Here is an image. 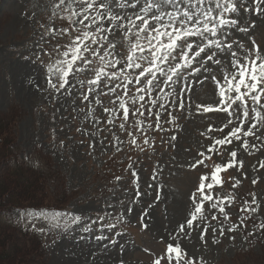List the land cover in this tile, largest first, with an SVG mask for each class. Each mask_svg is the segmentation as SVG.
Instances as JSON below:
<instances>
[{
	"label": "rangeland",
	"instance_id": "rangeland-1",
	"mask_svg": "<svg viewBox=\"0 0 264 264\" xmlns=\"http://www.w3.org/2000/svg\"><path fill=\"white\" fill-rule=\"evenodd\" d=\"M57 2L0 0V206L9 198L20 206L66 207L61 211L83 214L90 218L89 223L98 215L110 214L107 222L115 223L116 228H100L97 223L85 232L86 225L80 224L42 234L21 220L19 211L0 208V241L9 248L10 264H152L185 223L200 176H210L216 164L229 161H233L232 167L219 173L222 183L214 186L213 201L205 202L203 223L216 229L223 225L225 230L236 224L237 230L225 231L224 236L209 231L201 240L199 230L189 229L179 242L195 264H264V229L254 227L264 223V130L246 138L255 148L245 150L241 140L217 145L209 153L214 140L226 135L219 129L230 117L197 109V105L215 107L219 100L213 82H205L199 73L188 74L181 83L186 86L179 94L183 108L175 103V96L167 95L173 89L161 85L155 111L161 112L163 131L156 128V117L147 113L130 117L126 130L120 127V113H114V122L109 123L112 117L104 109L111 108L115 98L104 95L99 103L95 96L82 100L76 81L83 74L71 80L67 91L48 89L44 65L50 57L45 53L57 43L67 42L66 37L41 39L50 25L60 27L56 19H50ZM243 6L250 10L230 15L242 16L241 26L248 31L233 32L232 39L248 48L254 42L264 49V12L256 13L255 0H244ZM120 42L116 38L115 43ZM137 119L143 121V131L134 129ZM129 132L137 145H132ZM232 151L237 153L235 158ZM197 159H205V164L191 168ZM253 180L257 182L253 184ZM31 194L34 199L29 198ZM253 194L260 207L241 226L240 220L247 215L244 201L251 203ZM217 196L235 198L222 205L228 220L219 207H212ZM7 219L25 231L7 229ZM41 227H47L46 222L37 221V228ZM33 233L40 236L41 243ZM98 236L104 239L98 240Z\"/></svg>",
	"mask_w": 264,
	"mask_h": 264
},
{
	"label": "snow or ice",
	"instance_id": "snow-or-ice-1",
	"mask_svg": "<svg viewBox=\"0 0 264 264\" xmlns=\"http://www.w3.org/2000/svg\"><path fill=\"white\" fill-rule=\"evenodd\" d=\"M243 5L244 0H58L53 5L50 19L58 18L62 25H50L41 39L66 37L67 42L57 43L51 52L45 53L50 57L44 65L47 88L56 93L67 91L72 87L71 80L83 74L84 78L76 81L82 100L90 101L95 96L99 103V98L104 95L115 98L113 106L104 109L112 117L109 123L114 122V113H120V127L126 130L130 117H144L147 113L156 117V128L163 131L161 112L155 111L159 100L157 93L163 91L161 85L173 89L167 95L175 96V103L183 108L184 101L179 94L186 86L181 87V83L188 74L199 73L205 82L209 79L213 82L219 100L215 107L197 105V109L205 113L222 112L230 117L219 129L222 133L226 131V135L215 139L207 151L212 153L217 145H230L241 140L245 150L255 148L246 138L264 130V49L254 42L248 48L240 40L232 39L233 32L248 31L247 27L241 26L242 16L233 18L230 15L250 10ZM255 11L257 14L264 12V0H255ZM116 38L120 39L119 44L115 43ZM41 51L45 50L41 48ZM149 104L154 107H148ZM159 107L171 115L163 104ZM142 124L143 121L137 119L134 129L143 131ZM128 135L132 136V145H137L136 137L131 132ZM147 142L145 138L144 143ZM200 156L204 157L205 153L201 152ZM231 156L235 158L236 151H232ZM204 164L205 159H197L190 167L194 169ZM232 164L233 161L216 164L210 176H200L190 197L191 209L185 223L176 230L175 239L168 243L164 254L156 257L152 264H195L179 242L188 235L189 229L199 230L201 240L206 239L209 231L224 236L225 231L237 230L236 224L225 230L223 225L216 229L203 223L205 202L213 201L214 186L222 183L219 173ZM132 175L136 176V173ZM256 182L252 181L253 184ZM234 199L217 196L212 207H219L220 214L228 220L222 205L225 200L231 204ZM259 207L255 194L251 203L244 201L243 211L247 215L240 220V225H245L248 216L257 213ZM109 215H98L89 223L90 218L72 211L28 209L19 213L21 220L30 222L33 230L42 234L80 224L86 225L84 231L87 232L97 223L100 228L114 230L116 224L107 222ZM123 218L120 216L119 220ZM37 221L46 222L47 227L37 228ZM254 227L264 229V223Z\"/></svg>",
	"mask_w": 264,
	"mask_h": 264
},
{
	"label": "trees",
	"instance_id": "trees-1",
	"mask_svg": "<svg viewBox=\"0 0 264 264\" xmlns=\"http://www.w3.org/2000/svg\"><path fill=\"white\" fill-rule=\"evenodd\" d=\"M3 144H5V141L3 142ZM17 166H20V165H17ZM22 169V168H21ZM28 188H30V185H28L27 186ZM32 188V187H31ZM38 189V188H37ZM2 189H0V191H1ZM39 190V189H38ZM4 191V190H3ZM38 193L36 192V195H37ZM34 197H35V195H33V194H31L30 195V197L29 198H31V199H34ZM9 201V202H8ZM5 202H8L6 205H4V206H0V208H4V209H7V210H12L13 208H15V207H32V208H37V209H39V208H55V207H50L49 205H46V206H40V207H36V206H32V205H24V206H20V204H18V203H12L11 201H10V199L8 198ZM56 208H58V207H56ZM5 227L7 228V229H10V230H12V228L14 229V227H11V225H5ZM1 237V236H0ZM0 244L2 245V248H0V264H3V263H8V264H10L11 263V255H7L6 254V252L8 251V249L9 248H6L5 249V245H4V240L2 239L1 241H0ZM31 245H33V243H31ZM1 247V246H0ZM13 250V249H12ZM29 249H27V251H28ZM13 252H14V250H13ZM14 254H17V255H20L21 253H20V251H16V252H14ZM13 254V255H14ZM5 261H8V262H5ZM23 262V261H22ZM21 262V263H22Z\"/></svg>",
	"mask_w": 264,
	"mask_h": 264
}]
</instances>
